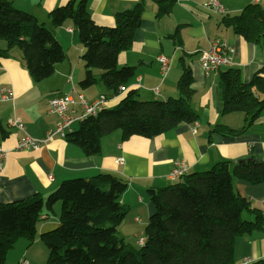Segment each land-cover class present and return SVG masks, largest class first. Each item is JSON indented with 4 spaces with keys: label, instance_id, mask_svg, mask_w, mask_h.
I'll use <instances>...</instances> for the list:
<instances>
[{
    "label": "trees",
    "instance_id": "obj_1",
    "mask_svg": "<svg viewBox=\"0 0 264 264\" xmlns=\"http://www.w3.org/2000/svg\"><path fill=\"white\" fill-rule=\"evenodd\" d=\"M156 17L169 13L175 0H155ZM143 2L114 14L111 26L94 22L86 0H67L48 12L51 25L69 20L83 45L86 87L100 82L106 92H118L133 75V66L117 65L119 53L129 49L141 25ZM220 22L264 49V5L249 3L238 14H225ZM169 37L180 44L178 27ZM0 39L6 47L22 52L31 78L39 82L49 78L55 64L65 53L49 28L37 18L0 0ZM182 71L176 82L178 97L165 100H139L136 90L128 88L114 106L102 109L95 117L81 122L65 138L78 145L83 153L99 151L100 139L114 130L123 137L157 136L181 122H194L197 114L191 107L192 71L186 57H180ZM264 64L249 82L241 78L237 67L219 68L218 84L221 113L241 111L244 125L233 129L217 124L211 133L239 135L264 113ZM251 184L264 182V159L251 156L238 162L220 160L208 169L187 173L169 185L148 189L153 206L143 234L142 244L133 248L119 236L128 207L121 194L128 181L122 176L100 172L90 177L66 179L47 196L39 193L0 203V264L19 238L31 242L43 207L51 209L61 202L59 225L40 234L48 256L40 264H232L234 239L264 228V217L250 207L249 200L235 191L232 178ZM254 214L245 219L242 212ZM137 237V238H138ZM136 238V240H137ZM247 264H264V258Z\"/></svg>",
    "mask_w": 264,
    "mask_h": 264
},
{
    "label": "crops",
    "instance_id": "obj_2",
    "mask_svg": "<svg viewBox=\"0 0 264 264\" xmlns=\"http://www.w3.org/2000/svg\"><path fill=\"white\" fill-rule=\"evenodd\" d=\"M10 1L14 7L34 15L38 22L49 28L65 56L63 61L55 64L49 78L36 82L25 67L21 50L13 47L6 56L0 55V86L13 90L12 99L0 100L1 145L6 151L0 173V203L35 193L45 197L66 179L86 178L100 172L122 176L128 184L120 202L128 207V212L118 228L124 239L138 245L136 238L143 234L153 212L147 190L176 181L169 177L174 160L183 159L188 173H192L206 170L220 160L238 162L251 156L264 159V113L239 135L211 133L217 124L240 129L244 125V114L241 111L221 113L219 71L205 74L199 62L200 52L207 49L216 37L224 38L232 48L231 66L239 68L242 80L249 82L264 64V49L223 26L220 22L223 14L203 10L200 4L206 0H175L169 13L160 18L156 17L155 0H86L91 18L101 26H111L116 12L132 8L138 2L144 4L141 25L134 33L131 47L117 56L118 66L134 67L133 75L127 85H122L126 90L119 94L115 92L118 96L109 101L107 107L114 106L128 88L136 90L139 100L178 97L176 82L182 71L180 57L184 55L192 71L190 103L198 116L194 121L199 123L197 129L193 130L194 122H181L151 138L140 135L123 137L119 130H114L101 137L99 151L94 155L83 153L78 145L59 135H53L38 149H17V140L24 133L44 139L47 132L55 128L58 116L48 109L51 97L71 91L73 95L82 93L88 100H93L101 93L107 96L114 93L106 92L100 82L86 87L79 84L85 74L83 45L69 20L54 27L48 16L50 10L67 0ZM220 1L225 14L229 15L238 14L249 3L264 5V0ZM177 27L179 45L169 37ZM5 47V40L0 39V49ZM159 54L170 60L164 78L156 61ZM14 117L22 121L23 130L8 126ZM78 126L79 122L73 123L71 131ZM118 158H122V163L116 162ZM232 186L249 200L251 208L264 217V182L251 184L233 177ZM58 213V201L50 210L43 207L34 239L31 242L22 237L17 239L6 253L4 264L43 263L48 251L40 234L59 225ZM246 214L250 220L255 217L253 213ZM260 258H264V228L234 239L233 264Z\"/></svg>",
    "mask_w": 264,
    "mask_h": 264
},
{
    "label": "built area",
    "instance_id": "obj_3",
    "mask_svg": "<svg viewBox=\"0 0 264 264\" xmlns=\"http://www.w3.org/2000/svg\"><path fill=\"white\" fill-rule=\"evenodd\" d=\"M258 1V0H257ZM200 7L205 11H210L217 14L225 15L226 10L220 0H206L200 4ZM232 48L229 43L222 37H216L209 44L207 49H204L199 54V62L205 74L216 72L219 68L230 67L232 65ZM158 69L162 78L166 75L170 60L168 57L159 54L156 57ZM125 87L119 86V93L124 92ZM157 90H155L156 92ZM117 92V93H118ZM118 93V94H119ZM107 96L104 93L99 94L93 100H88L84 94L76 93L73 95L71 91L61 96H53L48 101V109L50 112L56 113L58 116L56 126L53 130H49L44 139H38L24 133L16 143L17 149H38L40 146L50 139L53 135L66 136L71 131V126L75 122H81L89 117H95L102 109L106 108L108 102L118 96ZM13 98V90L8 86H0V100H8ZM9 127H17L23 130L22 121L14 117L8 122ZM199 126L198 122L193 123V130ZM6 158V151L1 145V131H0V173L4 166ZM117 163H122V158L116 159ZM188 173V166L183 159H176L173 161V166L169 173L172 180H178L180 177ZM52 178V175H48ZM144 237H138L137 243L142 244ZM249 259H244L237 264H247ZM233 264V263H232Z\"/></svg>",
    "mask_w": 264,
    "mask_h": 264
},
{
    "label": "rangeland",
    "instance_id": "obj_4",
    "mask_svg": "<svg viewBox=\"0 0 264 264\" xmlns=\"http://www.w3.org/2000/svg\"><path fill=\"white\" fill-rule=\"evenodd\" d=\"M58 205H59V212H60V208H61V202H60V201H58ZM58 214H59V213H58ZM242 216H243V218L248 219L247 214H246V211H243V212H242ZM117 231H118L119 236L122 237L119 228H117ZM122 238H123V237H122ZM123 239H124V238H123ZM124 241H125V242H128L133 248H137V247L139 246V245H137L136 243H134V242H132V241H128V239H126V238L124 239ZM47 256H48V253H47ZM44 262H45V261H44Z\"/></svg>",
    "mask_w": 264,
    "mask_h": 264
}]
</instances>
